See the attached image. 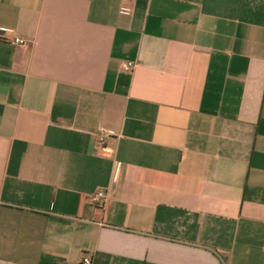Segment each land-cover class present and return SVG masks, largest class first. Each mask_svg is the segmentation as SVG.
Returning a JSON list of instances; mask_svg holds the SVG:
<instances>
[{
  "label": "crops",
  "instance_id": "crops-1",
  "mask_svg": "<svg viewBox=\"0 0 264 264\" xmlns=\"http://www.w3.org/2000/svg\"><path fill=\"white\" fill-rule=\"evenodd\" d=\"M85 257L264 264V0H0V264Z\"/></svg>",
  "mask_w": 264,
  "mask_h": 264
},
{
  "label": "built area",
  "instance_id": "built-area-1",
  "mask_svg": "<svg viewBox=\"0 0 264 264\" xmlns=\"http://www.w3.org/2000/svg\"><path fill=\"white\" fill-rule=\"evenodd\" d=\"M124 13L127 12V10L123 11ZM1 32H5L4 30H1ZM13 43L15 45H23L25 43L24 40L19 39V38H14L13 39ZM135 67V65L133 63H125L123 65V70L126 72H131L133 70V68ZM109 134L108 132L104 131V130H100L98 132V134L96 135V142L98 147L103 148L106 144V140L108 139ZM105 198V193L100 191L96 194H94L93 196L90 197L89 201L92 204H98L101 203V201ZM81 264H92V260L89 257H85Z\"/></svg>",
  "mask_w": 264,
  "mask_h": 264
}]
</instances>
